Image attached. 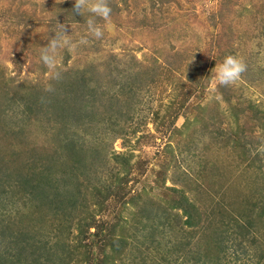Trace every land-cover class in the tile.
Wrapping results in <instances>:
<instances>
[{
  "label": "rangeland",
  "instance_id": "1",
  "mask_svg": "<svg viewBox=\"0 0 264 264\" xmlns=\"http://www.w3.org/2000/svg\"><path fill=\"white\" fill-rule=\"evenodd\" d=\"M108 3L0 0V264H264V0Z\"/></svg>",
  "mask_w": 264,
  "mask_h": 264
},
{
  "label": "clouds",
  "instance_id": "2",
  "mask_svg": "<svg viewBox=\"0 0 264 264\" xmlns=\"http://www.w3.org/2000/svg\"><path fill=\"white\" fill-rule=\"evenodd\" d=\"M73 8L76 14L83 15L89 13L87 23V35H82L78 41H73L69 34H65V23H58L57 28L52 32L55 33L53 38L48 40L45 46H42L40 51V60L47 67L49 76L53 80L61 78V51L63 49H75L80 45L91 43V38L101 39L104 36V30L97 23V18L105 21L110 19L112 8L108 0H74ZM247 69V65L242 58L227 55L222 62L215 66V80L217 85H230L236 83L242 73ZM51 90V89H49ZM216 89L210 90L208 100H219L220 97L215 95Z\"/></svg>",
  "mask_w": 264,
  "mask_h": 264
},
{
  "label": "trees",
  "instance_id": "3",
  "mask_svg": "<svg viewBox=\"0 0 264 264\" xmlns=\"http://www.w3.org/2000/svg\"><path fill=\"white\" fill-rule=\"evenodd\" d=\"M220 87L222 86V85H219ZM63 92V91H62ZM58 97V96H57ZM54 104V102L53 103H51V105H53ZM235 107V106H234ZM249 108H251V107H253L252 105H251V103L249 104V106H248ZM234 109H236V110H238V112H240L241 114H244L242 111H240L239 109H237V108H234ZM251 117H253V119H255V121L262 127V126H264V110H256V109H254V111H253V113H252V116ZM244 126V125H243ZM245 131H247V129H244V130H242V132H244L245 133ZM250 133H251V130L249 131ZM124 182H126V180H124ZM88 225H93V223H90V224H88ZM97 228V227H96ZM122 240L123 239H120V240H115L114 241V244L112 245V248L114 249V251L118 254V255H121L122 253H123V250H124V246H125V243H123L122 242Z\"/></svg>",
  "mask_w": 264,
  "mask_h": 264
}]
</instances>
